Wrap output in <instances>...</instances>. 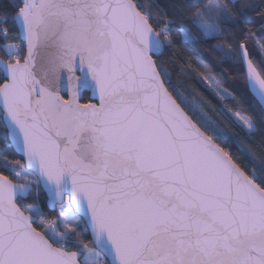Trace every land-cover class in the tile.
<instances>
[{
  "label": "snow or ice",
  "instance_id": "1",
  "mask_svg": "<svg viewBox=\"0 0 264 264\" xmlns=\"http://www.w3.org/2000/svg\"><path fill=\"white\" fill-rule=\"evenodd\" d=\"M10 7L0 20V264H264V161L246 173L218 119L232 113L242 131L253 121L226 74L198 73L223 106L213 111L179 92L158 58L168 51L196 71L179 45L241 23L235 0L173 5L179 21L134 0ZM258 33L230 30L239 42L224 55L264 90L249 51L264 49V25Z\"/></svg>",
  "mask_w": 264,
  "mask_h": 264
},
{
  "label": "trees",
  "instance_id": "2",
  "mask_svg": "<svg viewBox=\"0 0 264 264\" xmlns=\"http://www.w3.org/2000/svg\"><path fill=\"white\" fill-rule=\"evenodd\" d=\"M134 2L140 5H151V11L154 16L166 13V16L161 15L162 19L173 18L179 21L181 20L179 16L172 15L173 5H192L196 3V0H134ZM235 4L236 11L241 13V23L236 25H222L225 29L223 35L214 39L199 40L195 46L191 44L179 45L181 49L185 50L183 53L185 61L190 59L193 62L192 67L196 71L186 72L184 70L185 65L181 64L180 61H176L174 65L170 63L169 61L174 59V57H171L168 51L160 54L158 58L165 62L171 84L179 92L183 93L189 101L193 100L194 97H198L199 101L203 102L206 108L213 111L215 108L223 106L218 104V98L202 82V77L198 73L215 75L217 79L221 78V73L226 74L223 86L227 87L235 95L236 99L241 101L245 109L243 115L253 121L254 127L249 132L242 131L240 127L234 125V115L227 111L219 115L218 122L235 137L231 145V152L235 161L241 165H246L244 169L246 173L253 171L259 173L261 162L264 161V155H262L264 153V109L259 104L255 95L250 92L245 71L241 73L233 61L225 57L224 53L233 44L239 42L238 35L235 38L229 35L230 30H234L238 34L242 28L247 29L253 35L254 40H259L258 30L264 25V19H261L259 14L264 12V0H235ZM12 13L13 9L10 7V0H0V20H3ZM13 34L14 30L10 28L9 36L11 37ZM172 35L177 40L180 39L178 31L174 30ZM8 42L11 43L13 41L10 39ZM213 45H221L222 48L215 50ZM249 51L253 59V66L257 68V73L260 75V78L264 79V71L259 67L260 62L264 60V49L260 48L258 44L253 47L250 43ZM0 59H7L3 52H0ZM82 97L81 103L89 102L88 94L83 93ZM224 146L226 148L229 147L228 144ZM13 158L19 159L18 156H14ZM0 171H3V169L0 168ZM4 174L8 175L7 172ZM31 202V200L26 201V203ZM42 208L46 215L55 216V213L49 212L44 207V204H42ZM83 242L90 243L86 232L83 236Z\"/></svg>",
  "mask_w": 264,
  "mask_h": 264
},
{
  "label": "rangeland",
  "instance_id": "3",
  "mask_svg": "<svg viewBox=\"0 0 264 264\" xmlns=\"http://www.w3.org/2000/svg\"><path fill=\"white\" fill-rule=\"evenodd\" d=\"M245 73H246V78H247V83H248V88L251 93L255 95L257 100L259 101V104L263 107L264 109V90H260L259 85L255 83L254 80H252L250 77L247 75L246 67H245ZM235 119V118H234ZM241 124L243 123L242 121L240 122ZM245 132H249L250 130L245 128ZM55 213V212H54ZM56 215V213H55Z\"/></svg>",
  "mask_w": 264,
  "mask_h": 264
},
{
  "label": "water",
  "instance_id": "4",
  "mask_svg": "<svg viewBox=\"0 0 264 264\" xmlns=\"http://www.w3.org/2000/svg\"><path fill=\"white\" fill-rule=\"evenodd\" d=\"M160 54H158V56H159ZM1 75H2V73H0ZM76 75L77 76H79L80 75V73L79 72H77L76 73ZM83 93H85V94H88V96H89V101H90V97L92 96V91H91V89H88L87 91H83L82 93H81V95L83 94ZM66 95V94H65ZM19 157V156H18ZM20 158V157H19ZM44 207L49 211V212H54V211H52L46 204H44ZM87 233V235H88V238H89V241L91 242V235H90V233L89 232H86Z\"/></svg>",
  "mask_w": 264,
  "mask_h": 264
}]
</instances>
